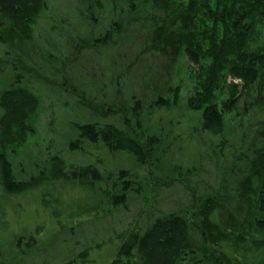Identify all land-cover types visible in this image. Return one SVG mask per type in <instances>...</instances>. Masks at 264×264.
Wrapping results in <instances>:
<instances>
[{"label": "trees", "instance_id": "trees-1", "mask_svg": "<svg viewBox=\"0 0 264 264\" xmlns=\"http://www.w3.org/2000/svg\"><path fill=\"white\" fill-rule=\"evenodd\" d=\"M75 1L78 22L62 21L56 32L63 42L50 34L41 43L35 30L47 0H0V73L13 77L0 89V191L29 194L42 183L101 190L98 218L135 205L130 225L114 235L111 264H264V53L247 45L251 25L264 21V0ZM184 57L202 67L183 110ZM229 78L227 88L219 85ZM35 82L70 98L84 123L73 128L70 156L63 148L22 175L11 157L36 131L41 101L28 87ZM184 117L188 143L212 152L194 153L190 165L174 146ZM119 153L134 170L110 166L107 157ZM206 161L219 165L221 179L200 192L192 180ZM175 182L190 203L159 210L161 189ZM56 192L48 194L59 202L64 195ZM53 214H61L54 205Z\"/></svg>", "mask_w": 264, "mask_h": 264}, {"label": "rangeland", "instance_id": "rangeland-1", "mask_svg": "<svg viewBox=\"0 0 264 264\" xmlns=\"http://www.w3.org/2000/svg\"><path fill=\"white\" fill-rule=\"evenodd\" d=\"M47 3L48 7L44 13L45 15L43 14L44 18L39 21L35 35L42 43L45 38L53 34L59 40L58 42L62 43L63 39L61 41L56 32L62 31L60 28L65 27L62 21H66L67 25L68 23L72 25L78 22L77 2L75 0H47ZM105 16L106 14L99 15L100 23L94 28L95 30H98V26L103 25L104 21L101 19ZM70 24L69 29H71ZM251 29L252 36L247 42L248 50L264 53V21L256 20L251 25ZM5 51V47L0 43V60L4 59ZM193 66L185 57L179 61L181 83L179 97L183 110L185 109V101L189 97L188 91H191L189 87L195 83V80L193 81L194 73L201 74L202 66ZM191 68L194 69L191 71ZM51 74L45 73V76H51ZM67 75L70 80V72ZM12 78L7 73H0V89L7 88ZM55 79V77L51 78L52 81ZM232 82V79L229 78L226 82L219 83V85L227 88ZM44 85L46 84L43 82L28 85L39 96L41 105L37 111L39 113L37 121L34 123L36 131L30 134L27 140L29 146L27 149L21 148L19 154L11 157L12 164L18 165V170L22 175H25L26 171H29L30 168L33 169L36 165L41 166V164L47 163L49 157L58 152L60 153L61 150L64 151L63 148L66 149L69 155L70 136L75 135L73 128L84 123L80 118L79 111L73 109L70 104V98L57 96L47 88L44 89ZM221 95H224V92ZM64 104H68L69 107L64 108ZM165 116L169 117L166 113ZM159 117V115L155 116L154 121L158 122ZM194 125H197V123L194 122ZM230 125H233V122ZM188 127V121L184 117L182 124L178 125V129L175 130L176 136L180 135L179 140L174 144L175 153H177V157L182 158L183 165H190L189 161L194 153H196L195 157L201 156V154H197L198 151L203 155H212L207 144L206 146L203 145L202 149L195 142L188 143ZM231 139L233 144H237L234 142L235 139ZM206 148H209L208 151ZM228 153L229 151H227ZM64 156L67 158L66 155ZM107 159L114 170L122 168L134 170L130 163L131 158L127 154L119 153L108 156ZM229 159L230 162L234 160L232 157L228 158V161ZM73 161L77 162L76 159ZM204 163L203 174L198 179L192 180L200 192L206 190L209 186L218 188L221 179L217 163L207 161ZM226 164L220 163L221 168ZM48 184L51 185L52 183ZM55 186L57 187L54 188V186L42 183L29 194L13 197H10L11 193L6 192L5 189H2L5 195L0 191V264H67L70 260H79L77 264H81L82 259L88 260V264H111L117 244L114 235L130 225L138 207L132 205L128 211L120 210L110 216L98 218L97 215L102 207L99 202L104 197L101 190L94 192L79 185L74 187L71 184L70 189L64 187L63 190H60L59 185ZM101 187L105 188L104 183L98 185L97 189H101ZM53 189L57 191V194L64 195L61 201L52 200V195L48 193L53 194L55 192ZM161 193V199L164 202L159 203V210L171 208L174 201L178 203L177 206L182 208L188 206L191 200L188 190L181 185H177V182H175L172 190L161 189ZM53 205L58 210L60 209L61 214L59 217L53 214ZM96 208L97 210H95ZM79 213L82 216L84 215L81 220L79 219ZM63 226L67 228L65 229ZM109 238L113 239L112 242L103 244ZM101 244L105 246L98 247ZM88 247H91V249L88 250Z\"/></svg>", "mask_w": 264, "mask_h": 264}]
</instances>
